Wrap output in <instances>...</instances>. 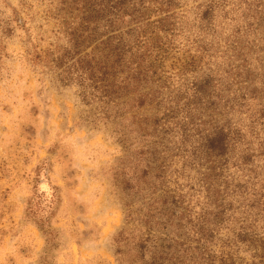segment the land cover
I'll use <instances>...</instances> for the list:
<instances>
[{"label": "trees", "instance_id": "1", "mask_svg": "<svg viewBox=\"0 0 264 264\" xmlns=\"http://www.w3.org/2000/svg\"><path fill=\"white\" fill-rule=\"evenodd\" d=\"M59 3L55 67L115 126L129 198L152 171L176 186L143 214L125 202L140 226L115 236L119 264H264V0Z\"/></svg>", "mask_w": 264, "mask_h": 264}, {"label": "rangeland", "instance_id": "2", "mask_svg": "<svg viewBox=\"0 0 264 264\" xmlns=\"http://www.w3.org/2000/svg\"><path fill=\"white\" fill-rule=\"evenodd\" d=\"M59 1L0 0V264H119L127 259L115 236L140 226L127 222L125 202L143 214L176 186L152 171L129 198L115 126L101 123L99 103L55 67V56L72 48ZM35 52L47 53L44 61ZM196 196H186L189 206Z\"/></svg>", "mask_w": 264, "mask_h": 264}]
</instances>
